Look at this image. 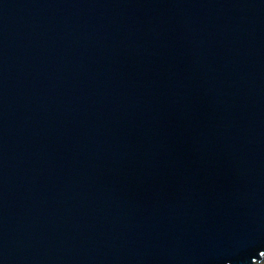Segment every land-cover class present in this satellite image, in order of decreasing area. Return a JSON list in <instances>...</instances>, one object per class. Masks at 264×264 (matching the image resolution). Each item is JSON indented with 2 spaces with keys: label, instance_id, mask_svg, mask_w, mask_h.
I'll list each match as a JSON object with an SVG mask.
<instances>
[{
  "label": "water",
  "instance_id": "water-1",
  "mask_svg": "<svg viewBox=\"0 0 264 264\" xmlns=\"http://www.w3.org/2000/svg\"><path fill=\"white\" fill-rule=\"evenodd\" d=\"M264 0H0V264H263Z\"/></svg>",
  "mask_w": 264,
  "mask_h": 264
},
{
  "label": "rangeland",
  "instance_id": "rangeland-1",
  "mask_svg": "<svg viewBox=\"0 0 264 264\" xmlns=\"http://www.w3.org/2000/svg\"><path fill=\"white\" fill-rule=\"evenodd\" d=\"M264 264V263H263Z\"/></svg>",
  "mask_w": 264,
  "mask_h": 264
}]
</instances>
